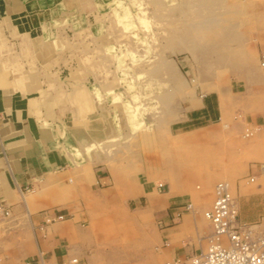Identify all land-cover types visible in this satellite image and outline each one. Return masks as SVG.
<instances>
[{
	"label": "rangeland",
	"instance_id": "rangeland-1",
	"mask_svg": "<svg viewBox=\"0 0 264 264\" xmlns=\"http://www.w3.org/2000/svg\"><path fill=\"white\" fill-rule=\"evenodd\" d=\"M60 3L41 36L4 21L0 63L20 62L11 77L37 96L40 126L71 158L72 183L42 191L59 209L85 204L77 241L91 253L87 264H159L166 240L186 246L192 236L194 247L205 246L211 228L203 210L221 179L231 183L238 217L264 228V0ZM212 90L221 119L197 138L178 132L196 96ZM97 174L107 186L86 189L97 186ZM251 174L255 181L245 182ZM139 176L164 182L151 191L157 207L133 208L126 184L137 186ZM186 202L190 209H178L188 211L186 228L162 236L156 210ZM37 251L28 210L0 214V264H26Z\"/></svg>",
	"mask_w": 264,
	"mask_h": 264
},
{
	"label": "crops",
	"instance_id": "crops-1",
	"mask_svg": "<svg viewBox=\"0 0 264 264\" xmlns=\"http://www.w3.org/2000/svg\"><path fill=\"white\" fill-rule=\"evenodd\" d=\"M57 3L59 4L60 0H0V28L4 30L8 28L4 22L7 20L10 25H16L21 31L27 30L30 35L41 36L44 34L43 23L50 20L51 9ZM59 35L53 33L52 36ZM1 53L4 55V52ZM19 66L20 62L14 64L7 58L2 59L0 63V204L8 210V214L11 212L16 215L27 210L30 214L36 230L38 251L26 261V264H87L90 262L91 253L81 239L77 241L88 217L85 204L80 201L81 209L78 210L67 201V204L59 209L60 203L55 204L57 202L55 198L42 191L48 185L56 184L60 187L72 183V178L68 175L71 171L68 157L70 161L71 158L55 145L51 132L40 126L41 123L34 111L37 96L30 95V92L23 89L28 84L25 85L22 80L11 77V71L20 68ZM196 97H199L198 104L186 111L184 118L179 120L175 127L180 133L191 131L194 138L202 133L198 131L200 128L221 119V105L216 91L203 92ZM247 118L253 121L251 116ZM105 179V175L97 174L94 182L97 186L89 185L86 189L106 187ZM154 183L155 181L147 176L145 178L139 176L137 186L130 188L126 184L125 193L135 202L133 208L158 206L160 201L151 192L153 188L156 189ZM76 186L78 189L81 188L79 183ZM72 188L73 186L70 189ZM174 193V184H171L167 194ZM242 195L247 196L248 192H243ZM170 198L171 196L168 197V202ZM128 205L131 207L130 203ZM178 209L179 206H174L171 210L167 208L156 210L155 221L160 228L158 229L162 231V236L166 235L164 232L166 230L168 236L175 239L177 234L186 228L185 214L188 211L180 212ZM77 212L79 220L75 219ZM56 213H63L64 217L46 221L47 215ZM177 218L181 219L179 223L169 225ZM166 242V245L161 246L163 258L159 264L168 256H185L205 247H194L193 236L188 240L189 245L182 241V245L186 246L171 245L168 240ZM193 248L199 250L194 251ZM73 257L77 258L76 262H70Z\"/></svg>",
	"mask_w": 264,
	"mask_h": 264
},
{
	"label": "built area",
	"instance_id": "built-area-1",
	"mask_svg": "<svg viewBox=\"0 0 264 264\" xmlns=\"http://www.w3.org/2000/svg\"><path fill=\"white\" fill-rule=\"evenodd\" d=\"M261 63L264 64V59ZM244 133L249 135L251 130L246 128ZM261 168L264 169V162L261 163ZM255 179L256 175L251 174L245 178V182H253ZM154 186L160 190L164 187V182L157 181ZM213 191L211 205L203 210L211 228L205 247L185 256H168L161 264H264V228L238 218L237 204L228 180H218ZM191 207L192 203L186 202L180 208L183 210ZM0 211L8 214L2 204ZM63 217V213H56L47 215L45 219L52 221ZM76 261L75 257L70 260Z\"/></svg>",
	"mask_w": 264,
	"mask_h": 264
},
{
	"label": "bare ground",
	"instance_id": "bare-ground-1",
	"mask_svg": "<svg viewBox=\"0 0 264 264\" xmlns=\"http://www.w3.org/2000/svg\"><path fill=\"white\" fill-rule=\"evenodd\" d=\"M88 57V56H87ZM262 65H264V64H262ZM1 212V211H0ZM208 220V219H207ZM209 221V220H208ZM210 223V222H209Z\"/></svg>",
	"mask_w": 264,
	"mask_h": 264
}]
</instances>
